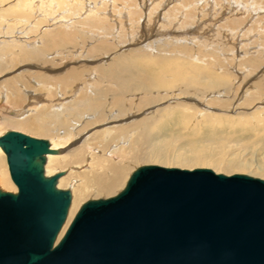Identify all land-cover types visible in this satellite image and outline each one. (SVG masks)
Here are the masks:
<instances>
[{
	"label": "rangeland",
	"instance_id": "374dc122",
	"mask_svg": "<svg viewBox=\"0 0 264 264\" xmlns=\"http://www.w3.org/2000/svg\"><path fill=\"white\" fill-rule=\"evenodd\" d=\"M86 4H91L90 10H97L91 19L86 18L90 12L84 13ZM48 5L50 7H46L45 0H0V91L8 93V101L19 92L22 95L19 109L38 108L41 102L49 105L55 102L56 89L60 86L66 92L82 87L84 82L86 86L88 80L92 84L101 82L103 86L108 80H101L96 70L110 71L109 65H118L120 61L125 65L130 63L141 76L150 74L145 77L146 85L155 89L153 92L139 89L127 94L124 109L135 116L125 121L144 120L146 126L149 125L145 133L151 136L152 144H146L143 130L134 131L137 141L142 137V144L136 158L131 157L134 149H128V155L125 152L131 158L124 163L126 170L119 182L120 188L136 168L145 165L188 170L208 168L215 173H218L216 169H221L225 171L218 174H244L264 180V0H173L171 3L169 0H151V3L147 0H51ZM109 9L116 14L111 20L95 18L105 14L109 18ZM58 14L68 23L49 26L50 19ZM20 30L28 35V44L33 40V46L42 49L39 56L32 54L29 48L32 45L3 44L14 39L16 31ZM63 33L66 37L69 35V39L62 40L60 34ZM52 34H59L55 44L51 41ZM102 60L105 61L103 66ZM40 64H44L43 68L34 67ZM193 76L196 77L191 78ZM161 84L163 88H157ZM25 85L28 93L20 89ZM104 86L102 88L107 89ZM31 95L35 97L33 100H30ZM111 96L107 91L105 102H110ZM0 103L3 104L1 100ZM93 115H88L90 122L95 120L90 118ZM13 116L6 114L5 118ZM73 116L79 119L78 114ZM60 119L64 124L60 130L65 126L69 129L68 117ZM4 129L0 128V136L7 131L22 132ZM24 133L48 142L51 138ZM69 147L61 148L59 155L66 153ZM2 156L8 173L3 153ZM179 160L186 167L173 165ZM8 175L12 189L16 190ZM118 186L111 196L121 191ZM91 194L85 201L101 195ZM100 198L105 196L102 194Z\"/></svg>",
	"mask_w": 264,
	"mask_h": 264
},
{
	"label": "water",
	"instance_id": "95a60500",
	"mask_svg": "<svg viewBox=\"0 0 264 264\" xmlns=\"http://www.w3.org/2000/svg\"><path fill=\"white\" fill-rule=\"evenodd\" d=\"M17 192L0 189V264H264V180L145 165L108 198L83 202L45 175V139L7 131Z\"/></svg>",
	"mask_w": 264,
	"mask_h": 264
},
{
	"label": "bare ground",
	"instance_id": "6f19581e",
	"mask_svg": "<svg viewBox=\"0 0 264 264\" xmlns=\"http://www.w3.org/2000/svg\"><path fill=\"white\" fill-rule=\"evenodd\" d=\"M147 1L151 3V0H147ZM172 1L173 0H169V3H171ZM45 2H46V7H48L49 6L48 4L51 3V0H45ZM145 3H147V2L145 1ZM43 5H45V4H43ZM72 5H73V3H72ZM101 5H105V4L101 3ZM89 6L87 5V7H86L84 5V9L86 8L84 10V13L86 14V13L90 12L91 15H90V13L86 14L87 15L86 18L91 19L90 17L93 16L94 13L97 14V10L93 11L91 8V10H92L91 11L88 8ZM108 6H110V4ZM146 6H149V5H146ZM29 7H30V5H29ZM101 8H103V7H101ZM114 8H116V7L114 6ZM151 10L153 11V8ZM151 10H149V13ZM127 11L129 12V10H127ZM108 12H109V16H110L109 18H107L108 15H106V14H105L106 16L105 15L104 16H98V17L96 16L95 18H98V20L99 19L100 20L101 19H110L111 20L112 16L116 15L114 13V10L110 12V9H109ZM117 12H119V10H117ZM149 17H150V15H149ZM63 18H64V16L63 15L61 16L59 14L57 16L56 15L53 16L52 19H50V21L52 23L49 24V26L56 25L58 23H61V24L66 23L67 20L63 19ZM87 22L88 23L90 22L91 24L93 23V21H90V20L89 21L86 20V23ZM105 23L103 24V26L105 25ZM156 29H157V27H156ZM158 29H159V27H158ZM175 30H176V28H175ZM111 31H113V30H111ZM64 34L65 33L60 34V38L62 40L69 39L68 38L69 35H67V37H66V36H64ZM58 35L59 34H56V35L52 34L51 41H53L54 44H55V41L56 42L59 41V37H57ZM160 35H162V34H160ZM13 36L11 35V37H13ZM27 36H26V33H23L21 30L16 31L15 38L12 40L6 41L3 44H5V45L9 44L8 46L11 45V47L12 46L21 47L24 45H29V46L32 45V47L31 46L29 47L30 50L32 51V54L34 56H37V55L39 56L40 53H42V49L41 50L37 49L35 47L36 45L33 46V44H32L33 40L32 41L30 40V43L28 44L27 41L29 38ZM25 39H27V40H25ZM103 39H105V37ZM43 47H45V46H43ZM25 50L27 51L26 48H25ZM106 57L107 56H103V58H106ZM73 58H74V56H73ZM116 60H114V61H116ZM102 62H101L102 65L101 64H99V65H101V66L105 65V63H104L105 61L102 60ZM73 63L75 64V62H73ZM53 64H54V62H53ZM116 64L117 63H112L111 65H109V66H111L110 68H108L110 71L103 70V68L96 70V72L98 73V77L101 80H104V81L108 80L107 81L108 83H106L107 85L106 84H104L105 86L103 85L104 87H107V89L102 88L103 86H102L101 82L99 84V82L96 83V81H94V83L92 84V83H90L91 80H88L89 82L86 83V86H85V82H84V85H82V87L80 85V87H81V89H83L84 93H82V91H80V87H76L72 92H66V90H64L65 88L63 86H60V88L62 87L61 88L62 92H61L60 88L56 89L55 102L53 100L51 102V104H49V105L43 104L41 102L38 108L34 107L35 109L34 108L31 109V107H30V109L29 108L27 109L26 108L27 106L23 109H19L21 99H22L21 93L20 94H19V92L16 93L15 97H13V100L8 101L7 96H6V94H8V93H4V92H2V90L0 91V93L3 94V96L2 95L0 96V100L3 103V104L0 103V128L4 129V127H5V128H11L14 130L15 129L22 130L23 134L26 133V132L24 133V131H28L31 134H34L36 136H40L41 138L49 135V136H51V138L48 139L50 142L49 143L50 148L52 150H58V154L47 155L46 163H45V167H44L46 176H52V175L57 174V173H62V176L57 181V187L60 189L61 188H68V190L71 192V204H70V207L68 209L67 219H66V222L63 225V227H62V229L58 235L57 240H59L62 237V235L64 234L65 230L67 229L69 223L71 222L75 213L77 212L78 208L80 207L82 202H84L87 198H89V196L92 192L98 193V195L103 194L105 196V198H106V196L110 197L113 194L114 189L116 188V186L119 185V182L122 179L124 170H126V169H124L125 168L124 163L127 162V160L130 159L131 157H135V158L137 157L136 154H137V150L139 149L138 147L140 146V144H142L141 143L142 140H140L142 137L139 136L138 138H140V137L141 138L139 139V141H137L136 137L134 136V131L137 132V129L143 130V132H144L143 133L144 134L143 139L145 140L146 144H149L150 142H151L150 144H152L151 136L148 135L147 133H145L147 131V128L149 127V125L146 126V123H144V120L142 121L143 123L142 122L130 123L131 121L129 123H127L125 120L133 118L135 116V114L129 113V111H126L124 109V106H123L124 105L123 100L126 98L128 93L132 94L133 91L139 90V89H141V91H142V89H145V91H148L151 89L150 87L152 85L151 86L149 84L146 85L147 80L145 78L147 75L150 76V74L145 73L146 76L142 75V76H144V78H143L141 76V72L137 71L138 72V74H137V72L134 70L135 68L133 69L130 63L125 65L123 62L120 61L118 63V65H116ZM43 65L42 64L35 65L34 67L40 69V67L43 68ZM134 65H135V63H134ZM93 70L91 72H93ZM148 71L149 70H147V72ZM195 77L193 76L191 78H195ZM155 78H157V76H155ZM85 79H87V78H85ZM161 81L163 82V78ZM151 82H152V80H151ZM5 83L7 84V81ZM5 83L3 84V86L6 85ZM154 83H153V85L156 86L161 82H159V83L157 82L158 84L157 83L154 84ZM163 84L159 85L157 88H159ZM163 86H165V84ZM163 86H162V88H163ZM20 89L24 93H28L26 85H25V88H24V86H20ZM92 89H94V90H92ZM154 89H155V87H154ZM154 89H151V91L153 92ZM88 90H91V92ZM107 91L112 93L111 100L108 103L105 102V98L107 96ZM30 93H31V91H30ZM31 94H33V93H31ZM28 95H30V94H28ZM31 96H30V100H33L35 97L32 96V99H31ZM175 96H176V93H175ZM49 98H50V96H49ZM163 98H164V96H163ZM173 98H175V97H173ZM125 100H127V99H125ZM200 103H202V102H200ZM211 104L213 105V103H211ZM108 105H109V107H108ZM203 109H204V107H203ZM233 110H235V109H232V111ZM29 112H32V113L28 114L27 116H23L24 114L29 113ZM184 112H186V111H184ZM206 112H208V111H206ZM206 112H204V115H206L205 114ZM173 113H171V114L173 115ZM6 114H11V115H15V116H13L12 119H7V118H5ZM75 114H78V116H79L78 120H76V117L73 116ZM90 114L91 115L94 114L92 117H90V118L95 119L94 121L90 122V120H92V119L88 118V115H90ZM166 114H167V112H166ZM71 116H73L74 118H71ZM166 116H169V114ZM60 117H63L66 119L68 117L69 121L71 122L69 129L65 126L64 130L63 129L60 130V126L64 125L62 123L63 120H61ZM84 118H86V120H85V122L82 123L81 121ZM137 119H138V117H137ZM146 120H148V119H146ZM123 121H125V122H123ZM149 122H148V124H149ZM56 125H59V128L56 127ZM105 125H109V126L106 127ZM99 126H101L99 130H94L95 128H97ZM4 131H5V129H4ZM4 131H3V133H4ZM60 131H63V132H60ZM1 132H2V130H0V134H1ZM90 132L92 134L88 136V133H90ZM141 135H142V132H141ZM78 141H79V143L77 144ZM75 144H77V145H75ZM64 147H66V148L69 147V150L68 151L65 150L66 153L64 152L63 154L60 152V155H59V150L61 148H64ZM128 149H134L133 150V154H134L133 156L128 157L125 155V152L128 155V151H127ZM1 151H0V189L4 190V191L8 190L9 192H16L17 188H16V190L12 189L13 186L11 185V183H9V180H8L9 178L7 177V174L9 173V171L7 173L6 167L4 164V158L2 156L3 151H2V153H1ZM5 162H6V156H5ZM164 163L165 162H162L161 164H164ZM173 165L180 166V167H186L185 163L182 162V160L174 162ZM6 166H7V163H6ZM7 169H8V166H7ZM79 169H81L82 171ZM216 170L218 171V173L225 171V170H221V169H216ZM8 176H10V175H8ZM10 181H12L11 178H10ZM123 181H125V180H123ZM118 187L120 188V186H118ZM121 188H120V190H122L124 187L122 189ZM91 196H92V194H91ZM100 196H99V198H100Z\"/></svg>",
	"mask_w": 264,
	"mask_h": 264
}]
</instances>
